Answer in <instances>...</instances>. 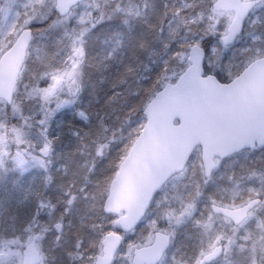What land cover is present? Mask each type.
<instances>
[{
	"label": "snow or ice",
	"instance_id": "6c2138e0",
	"mask_svg": "<svg viewBox=\"0 0 264 264\" xmlns=\"http://www.w3.org/2000/svg\"><path fill=\"white\" fill-rule=\"evenodd\" d=\"M256 73L264 0H4L0 264H264V135L146 161L131 205L109 194L159 99Z\"/></svg>",
	"mask_w": 264,
	"mask_h": 264
},
{
	"label": "water",
	"instance_id": "95a60500",
	"mask_svg": "<svg viewBox=\"0 0 264 264\" xmlns=\"http://www.w3.org/2000/svg\"><path fill=\"white\" fill-rule=\"evenodd\" d=\"M151 111L149 133L138 138L134 159L110 187L113 208L135 202L148 179V160L170 166L175 157L198 146L264 135V74H254L241 91L232 94L201 89L166 95Z\"/></svg>",
	"mask_w": 264,
	"mask_h": 264
},
{
	"label": "trees",
	"instance_id": "16d2710c",
	"mask_svg": "<svg viewBox=\"0 0 264 264\" xmlns=\"http://www.w3.org/2000/svg\"><path fill=\"white\" fill-rule=\"evenodd\" d=\"M83 100H84L85 102L87 101V96H86V95H85V97H83ZM139 117H140V116L135 117L137 121H138ZM124 135H125V136L127 135V130L125 131ZM118 143H119V142H118ZM118 143H116V144H118ZM116 144L113 145V152H112L111 154H109V157H108L109 159L113 158V156L115 155ZM106 163H107V160H99V161H98V165H99V167H98V171H99L100 169H103V168L105 167Z\"/></svg>",
	"mask_w": 264,
	"mask_h": 264
},
{
	"label": "rangeland",
	"instance_id": "374dc122",
	"mask_svg": "<svg viewBox=\"0 0 264 264\" xmlns=\"http://www.w3.org/2000/svg\"><path fill=\"white\" fill-rule=\"evenodd\" d=\"M4 4V0H0V5H3ZM139 118H141V117H139ZM136 119V118H135ZM139 121V120H138ZM58 131H60V132H64L65 131V129L63 128V127H60L59 129H58ZM65 139H69L68 137H65ZM120 139H121V133H120V131L117 129V131H116V136H115V138H114V143H113V145H115L116 143H118V142H120ZM243 161V157H241V159L240 158H238L237 159V163H239V162H242Z\"/></svg>",
	"mask_w": 264,
	"mask_h": 264
},
{
	"label": "bare ground",
	"instance_id": "6f19581e",
	"mask_svg": "<svg viewBox=\"0 0 264 264\" xmlns=\"http://www.w3.org/2000/svg\"><path fill=\"white\" fill-rule=\"evenodd\" d=\"M141 118H139L138 120H140ZM175 126H177L178 124H177V122H175V124H174ZM195 148H200L199 146L198 147H195ZM242 157V156H241ZM241 157H237V159L238 158H240L241 159ZM176 175H178V174H176ZM110 190V189H109Z\"/></svg>",
	"mask_w": 264,
	"mask_h": 264
}]
</instances>
